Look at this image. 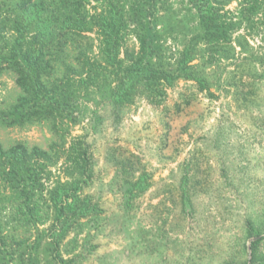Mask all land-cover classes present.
<instances>
[{
  "label": "trees",
  "instance_id": "trees-1",
  "mask_svg": "<svg viewBox=\"0 0 264 264\" xmlns=\"http://www.w3.org/2000/svg\"><path fill=\"white\" fill-rule=\"evenodd\" d=\"M233 1L183 0L178 12L171 0H0V75L14 72L21 90L1 121L13 127L47 120L63 137L61 147L49 149L0 143V264H82L88 258L95 246L79 250V243L90 240L105 212L94 190L98 162L85 137L65 141L66 125L80 121L86 100L114 114L138 99L161 106L181 81L213 96L209 66L229 57L236 32L264 26V0L226 9ZM95 116L101 119L96 110ZM194 158L181 166L182 210L192 208L200 183ZM105 160L114 167L121 206L130 209L152 188L153 174L121 146L108 147ZM245 226L254 237L250 259L222 264H264V231L252 219ZM20 227L34 230L33 240L18 238Z\"/></svg>",
  "mask_w": 264,
  "mask_h": 264
},
{
  "label": "rangeland",
  "instance_id": "rangeland-1",
  "mask_svg": "<svg viewBox=\"0 0 264 264\" xmlns=\"http://www.w3.org/2000/svg\"><path fill=\"white\" fill-rule=\"evenodd\" d=\"M239 1L226 9H236ZM171 2L184 12L183 0ZM91 36L96 49V35ZM228 50L229 57L207 69L213 96L181 81L161 106L138 99L114 114L110 106L86 100L80 121L66 125V142L81 135L90 144L98 162L94 190L105 209L90 240L84 247L79 243V250L95 246L82 264H222L232 258L250 259L254 237L247 235V220L264 231V26L242 28ZM20 93L15 73H2L0 143L61 147L63 137L50 121L13 127L2 123V110ZM191 95V103H186ZM111 146L136 154L153 174L152 188L130 209L121 206V193L112 183L114 167L105 160ZM191 156L199 160L200 183L194 205L182 210L181 166ZM14 232L18 238H34V230L20 227ZM72 255L64 252L66 258Z\"/></svg>",
  "mask_w": 264,
  "mask_h": 264
}]
</instances>
